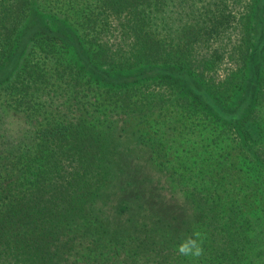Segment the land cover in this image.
<instances>
[{"label": "trees", "instance_id": "16d2710c", "mask_svg": "<svg viewBox=\"0 0 264 264\" xmlns=\"http://www.w3.org/2000/svg\"><path fill=\"white\" fill-rule=\"evenodd\" d=\"M198 1L0 0V264L264 260V145L250 146L242 129L249 115L264 121L256 106L264 105V0L252 1L244 36L232 45L241 73H228L225 89L233 95L249 83L234 108L204 78L223 59L208 43L229 27L227 9ZM113 13L125 19L123 37L109 43ZM155 82L179 94L140 91ZM199 111L233 134L221 130L203 144V161L218 158L225 175L211 176L202 191L181 187L173 202L147 175L177 181L176 172L129 152L154 148L157 125L178 128L185 117L198 125ZM10 113L20 128L1 132ZM227 139L235 152L223 150ZM137 161L147 175L136 172ZM226 179L232 202L216 190ZM194 230L205 237L198 260L175 251Z\"/></svg>", "mask_w": 264, "mask_h": 264}, {"label": "rangeland", "instance_id": "374dc122", "mask_svg": "<svg viewBox=\"0 0 264 264\" xmlns=\"http://www.w3.org/2000/svg\"><path fill=\"white\" fill-rule=\"evenodd\" d=\"M252 1L253 0H220V2H217L220 7H223L224 9H227L226 12V18L224 19L225 25L229 26L225 29V32L221 34L220 37H216V39H212L209 41L208 46H210L208 53L213 54L215 49H218V46L222 49L219 50L220 53L224 52L223 59L219 63V66L215 68L212 71L205 72V80L206 82L208 80H212L215 83L214 88H219L222 91V99H224V103L226 104V107L234 108L241 102V100L245 96V90L246 86L249 84L246 81H240L239 85H241L240 89H235L233 92V95H228L229 90L226 88V76L228 73H231L232 71L237 72V75L240 77L241 70L239 68L240 64L237 57L238 54L232 56V45L235 41H239L242 36H244V32L242 29L246 25V20L250 16L249 9L252 7ZM206 1H198L197 5L202 6L205 5ZM177 6V3L173 1L169 4V7L173 10ZM124 16H127L126 13H124ZM125 19H121L120 17H117L113 13L111 16V28L110 30L106 31L105 39L109 40V43H114L116 41H120L123 37V30L120 25V22L124 21ZM257 35V33H255ZM117 39V40H116ZM208 47H205V50H207ZM264 86V82H263ZM176 87H172V85H169L167 83H159L155 82L154 84L150 85V88L144 87L140 89L141 92H144L145 90L147 92H153L165 94V95H173V94H179V89L175 91ZM237 90V91H236ZM174 92V93H173ZM232 93V91H230ZM183 92L181 93V95ZM186 93L183 94V96ZM259 108H262L264 110L263 104H257ZM176 118V117H174ZM194 119L196 122H198V125L192 127L190 125L186 126L189 120L185 117L181 124L176 123L178 128L175 126L173 127H166L163 129H160L158 132L156 129H159V126L157 125L156 128L151 132L153 135V142H154V148L146 150L144 152L139 150H134L132 152H129V155L133 158H138V161L148 162L152 168L153 166H157L159 168H167L171 167V172H176L174 175L175 178H177V181H170L168 175H165V177H161V182H158L159 173L152 172L149 176L147 175L149 169L144 168L143 165L139 164L138 161L134 163V168L136 172L139 174L147 175V180H149V177L151 178L153 184L152 187L156 188V192H164L168 196V198L171 201H180L183 197V193L185 192L184 189H181V187L185 188L186 186L197 185L198 189H203L206 187H212L211 186V180L213 178H217V175L219 177L224 176L225 173L222 170L221 163H219L218 158L213 157L211 160L203 161V151H204V142L209 139L210 137L214 136H231L233 137V134L231 133V130L229 128H225V126L221 125L219 122H215L214 119H210L208 115L205 114V112H195ZM4 121V122H3ZM2 122V130H4V126L7 125L9 130H12L13 133L18 131V128H20L21 119L18 118L16 114H9L7 115ZM237 123V122H236ZM180 124V125H179ZM243 131L244 133L249 135V142H251L250 146H256L257 148L262 147L264 145V121L263 117L258 118L256 115H249V118L245 120L243 123ZM223 127L225 128L224 131H227V133H222ZM164 130V131H163ZM166 130V131H165ZM222 132L219 134L218 132ZM0 140H3L2 138ZM226 146L223 147V150L227 152H235V150H231L236 143H231V140H226ZM141 152V153H140ZM149 153V155H147ZM208 155V152L206 153ZM70 168V165H66V168ZM150 168V169H152ZM211 169L212 173L209 174L208 170ZM214 175V176H213ZM212 176V177H211ZM166 180V182H165ZM165 182V183H164ZM149 186H151L149 184ZM166 190V191H165ZM216 190L217 192L224 197V200L232 202L231 197L235 198L233 195L235 192L232 189L229 181L221 180L216 184ZM202 191V190H201ZM228 191L231 192V195L228 197ZM174 192V193H173ZM202 194L199 193V196ZM172 196V197H170ZM227 207L224 206L223 209H226ZM263 263L262 261H257L256 263Z\"/></svg>", "mask_w": 264, "mask_h": 264}, {"label": "clouds", "instance_id": "9594fccd", "mask_svg": "<svg viewBox=\"0 0 264 264\" xmlns=\"http://www.w3.org/2000/svg\"><path fill=\"white\" fill-rule=\"evenodd\" d=\"M204 239V234L199 230H194L190 235L182 234L175 251L180 256L198 260L204 255Z\"/></svg>", "mask_w": 264, "mask_h": 264}]
</instances>
